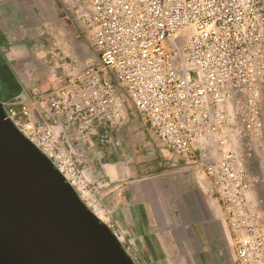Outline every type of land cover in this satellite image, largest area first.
<instances>
[{"label":"built area","instance_id":"built-area-1","mask_svg":"<svg viewBox=\"0 0 264 264\" xmlns=\"http://www.w3.org/2000/svg\"><path fill=\"white\" fill-rule=\"evenodd\" d=\"M72 19L99 66L63 60L40 106L2 101L4 119L93 212L100 188L78 146L126 104L218 202L235 264H264V210L247 164L264 137V0H77ZM106 72V73H104ZM112 233L124 245L118 228Z\"/></svg>","mask_w":264,"mask_h":264},{"label":"crops","instance_id":"crops-1","mask_svg":"<svg viewBox=\"0 0 264 264\" xmlns=\"http://www.w3.org/2000/svg\"><path fill=\"white\" fill-rule=\"evenodd\" d=\"M76 2L0 0V57L7 69H0V83L6 75L14 81L10 96L39 108L33 91L52 85L68 54L89 60L90 48L72 19ZM261 108L264 123V91ZM136 114L132 122L126 114L115 126L94 127L78 146L100 188L104 223L124 235L123 248L134 264H235L205 176L150 136ZM247 172L251 198L264 210V137L254 143Z\"/></svg>","mask_w":264,"mask_h":264},{"label":"water","instance_id":"water-1","mask_svg":"<svg viewBox=\"0 0 264 264\" xmlns=\"http://www.w3.org/2000/svg\"><path fill=\"white\" fill-rule=\"evenodd\" d=\"M0 264H134L52 163L4 119Z\"/></svg>","mask_w":264,"mask_h":264},{"label":"rangeland","instance_id":"rangeland-1","mask_svg":"<svg viewBox=\"0 0 264 264\" xmlns=\"http://www.w3.org/2000/svg\"><path fill=\"white\" fill-rule=\"evenodd\" d=\"M80 33V35H81V39H83L84 40V42L89 46V48H90V55H91V57L89 58V60H82L80 57H78L77 55H75V54H68L65 58H64V60L66 59V58H68V57H71V56H76V57H78L81 61H83V62H85V63H90V64H92V65H95V66H99V63H98V60H97V58H96V55H95V52L93 51V49L91 48V45H90V42L86 39L87 37L89 38V36H88V34H86V36H85V34L82 32V31H80L79 32ZM104 73H106V72H104ZM52 85H50L49 87H51ZM48 87V88H49ZM10 95H8L7 97H4L3 99V101H14V100H16V101H18V102H20L17 98H13L14 96H12L11 98H8ZM2 99V98H1ZM126 114L128 115V119H129V121H135V120H137L136 118H137V114L135 113V111H134V109L131 107V106H129L128 104H126ZM150 136H152L154 139H156L155 137H154V135L150 132ZM156 141H157V139H156ZM160 144V143H159ZM157 150H159V152L160 153H162L163 151H164V149L162 148V146H159L158 147V149ZM93 211V210H92ZM96 215H97V217L102 221V222H104L103 220H104V215H103V212H99V211H96ZM108 226V225H107ZM109 227V226H108ZM110 228V230H111V227H109Z\"/></svg>","mask_w":264,"mask_h":264},{"label":"flooded vegetation","instance_id":"flooded-vegetation-1","mask_svg":"<svg viewBox=\"0 0 264 264\" xmlns=\"http://www.w3.org/2000/svg\"><path fill=\"white\" fill-rule=\"evenodd\" d=\"M6 76L0 83V100L16 91L14 81L8 75Z\"/></svg>","mask_w":264,"mask_h":264},{"label":"trees","instance_id":"trees-1","mask_svg":"<svg viewBox=\"0 0 264 264\" xmlns=\"http://www.w3.org/2000/svg\"><path fill=\"white\" fill-rule=\"evenodd\" d=\"M0 69L1 70H4V71H6L7 69H6V66H5V64H4V62L2 61V59H1V57H0ZM13 95H11V96H9L8 98H11Z\"/></svg>","mask_w":264,"mask_h":264},{"label":"bare ground","instance_id":"bare-ground-1","mask_svg":"<svg viewBox=\"0 0 264 264\" xmlns=\"http://www.w3.org/2000/svg\"><path fill=\"white\" fill-rule=\"evenodd\" d=\"M95 214H97V213H95Z\"/></svg>","mask_w":264,"mask_h":264}]
</instances>
